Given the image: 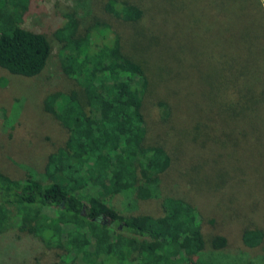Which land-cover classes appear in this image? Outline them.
<instances>
[{
  "label": "trees",
  "instance_id": "obj_1",
  "mask_svg": "<svg viewBox=\"0 0 264 264\" xmlns=\"http://www.w3.org/2000/svg\"><path fill=\"white\" fill-rule=\"evenodd\" d=\"M27 1L0 0V70L30 78L42 71L52 46L46 34L22 26L30 11ZM251 1L171 0L178 13H191H180L186 17L182 37L187 42L178 43L176 52L178 61L193 69V90L204 88L210 94L199 80L205 69V83L213 84V100L206 105L208 111L215 106L212 115L222 112L229 118L244 101L264 100L260 78L251 89L234 78L228 58L210 37L209 18L221 4L234 11L245 8L252 15L250 30L261 40L264 62V13L259 5V12L251 13ZM102 7L123 22H136L142 15L127 0H106ZM63 15L64 22L52 30L58 63L78 88L49 89L41 99V113L59 129L50 137L54 142L39 150L40 173L15 178L0 171V233L16 229L44 247L78 257L80 264H215L205 252L224 247L226 238L214 235L206 246L192 202L161 191L172 157L165 138L148 135L143 67L123 51L108 22L90 16L80 29V18L72 11ZM203 102L200 98L201 106ZM151 106L159 119L174 118L177 112L160 99ZM197 121L196 128L205 127L202 119ZM175 144L178 152L187 150L179 140ZM127 191L135 200L157 199L158 212L122 214L109 199ZM239 238L246 247H263L264 226L245 228Z\"/></svg>",
  "mask_w": 264,
  "mask_h": 264
},
{
  "label": "rangeland",
  "instance_id": "obj_2",
  "mask_svg": "<svg viewBox=\"0 0 264 264\" xmlns=\"http://www.w3.org/2000/svg\"><path fill=\"white\" fill-rule=\"evenodd\" d=\"M105 1H27L30 11L22 26L46 34L52 48L46 65L34 77L0 70V171L15 178L25 172L40 173L39 150H46L47 144L54 142L50 137L59 129L54 119L41 113V99L49 89L67 92L78 88L60 70L58 43L52 30L64 22L67 11L80 18V29L90 16L97 17L111 25L123 51L146 74L143 110L148 135L165 138L172 157L161 178V191L185 196L192 202L206 246L214 235L226 238L224 247L205 252L215 264H264V245L249 248L239 238L245 228L264 226V100L244 101L229 118L222 112L212 115L215 106L208 111L206 105L213 100V84L205 83V69L199 80L211 89V96L204 88L193 90V69L184 67L185 60L178 61L176 52L178 43L187 42L182 33L188 29L184 16L191 15L190 11L185 14L179 9L178 13L171 0H127L142 9L139 20L131 23L104 12ZM256 1L252 0L248 9L259 12V5L264 13V0ZM251 17L245 8L229 10L225 3L209 18L211 42L228 58V71L250 89L258 77L264 83L261 40L250 30ZM189 34L192 37L191 30ZM159 99L173 112L176 107L174 118L159 119L153 113L151 102ZM200 119L204 128H196ZM177 140L186 144L185 152L175 150ZM109 202L122 214L158 212L157 199L135 200L129 191L114 195ZM0 264H80V259L58 248L44 247L15 229L0 233Z\"/></svg>",
  "mask_w": 264,
  "mask_h": 264
}]
</instances>
